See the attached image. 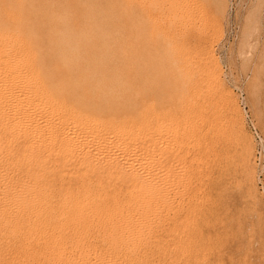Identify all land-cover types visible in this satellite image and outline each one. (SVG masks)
Segmentation results:
<instances>
[{"label":"bare ground","instance_id":"6f19581e","mask_svg":"<svg viewBox=\"0 0 264 264\" xmlns=\"http://www.w3.org/2000/svg\"><path fill=\"white\" fill-rule=\"evenodd\" d=\"M166 1L148 3L165 10ZM104 7L100 0L0 3V264H150L144 248L155 236L154 223L167 210L171 194L180 188L176 161L169 156L182 141L179 134L191 126L188 121L181 126L180 114L168 118L148 114L153 98L144 99L139 119L137 98L147 94V78L139 89L138 50L124 39L131 32L122 34L116 22L123 9ZM124 13L136 23L139 19L144 26L150 23L148 14L133 6ZM44 25L49 27L45 32L49 51L63 71L61 79L46 67L37 41L38 29ZM211 75L218 80L214 72ZM228 103L233 109L229 97ZM179 165L185 168L184 161ZM162 230L158 228L160 235Z\"/></svg>","mask_w":264,"mask_h":264},{"label":"rangeland","instance_id":"374dc122","mask_svg":"<svg viewBox=\"0 0 264 264\" xmlns=\"http://www.w3.org/2000/svg\"><path fill=\"white\" fill-rule=\"evenodd\" d=\"M100 1H102V7L123 9L124 12L127 6H133L138 13L148 14L147 16L150 18V23L144 26L140 19L136 23L133 16L125 14L122 10H119L120 14H116L119 19L116 22L119 23L121 33L123 30L122 34L124 35L131 32L129 37L124 39L138 50L137 82L139 89L143 85L142 80L147 78V94H140L137 98L139 119L142 118L141 110L144 99L148 101L153 98L151 107L147 109L148 114H158V116L166 118L170 117V114H176L177 117L180 114L178 118H180L181 126H187L186 121L191 126L187 128L186 133L179 134V140L182 141L177 143L174 155L169 156L171 161H176L174 167L175 169L178 167L176 172L181 177L180 188L177 194H171L167 210L164 211L160 219H157L159 223L156 221L154 223L153 235L156 237L152 236L155 238H151L149 246L144 248L149 253L148 257H151L148 258L149 263L264 264V0H181L182 2L167 0L164 2L167 7L165 10L163 9L165 7L159 5L151 8L148 0H140L141 3L138 0ZM3 2L6 0H0V3ZM117 2L118 5L123 2L120 4L123 5V8L114 4ZM144 6L145 9L147 8L146 10ZM185 11H189L190 14ZM154 12L157 15L152 16ZM167 16H169V20ZM125 18L128 19L127 23L122 22ZM152 18L155 19L154 22L161 21V23L155 24ZM182 19L186 21L185 24ZM108 23H104L102 27L111 24V22ZM121 25L124 26V29ZM48 29L47 25L39 27L37 41L42 47V53L44 52L46 67L53 68L54 78L61 79L64 76L63 71L58 68V62H55L53 53L49 51V40L45 33ZM178 29L180 30L178 31ZM162 34L165 36L163 37ZM135 36H138L137 40ZM163 39L165 40L163 41ZM184 39L188 43H185ZM169 42L172 48L169 44L168 47L167 43ZM178 45L180 46L178 47ZM176 47L177 49H175ZM189 49L195 50V52ZM187 50L188 52H186ZM197 50L200 51L199 54ZM176 51L178 52L176 53ZM122 53L123 56L127 55L124 45ZM188 53H193V56ZM194 55H199V59L198 56L195 59ZM124 62L125 59H123ZM177 62L182 65H177ZM209 62L211 63L209 64ZM47 65L53 66L48 67ZM199 67L201 69H198ZM200 70L202 73H196ZM212 72L217 75L218 80L214 75H211ZM193 73L195 74L193 75ZM215 87L216 89H214ZM204 96L205 98H203ZM228 97L233 102V109L228 103ZM147 101L145 102L148 103ZM244 105L262 136L263 156L259 160L256 154L258 143L246 121ZM208 119L209 121H207ZM222 123L223 125H221ZM240 130L243 135L239 132ZM203 134H205L204 138ZM188 137L189 140H187ZM183 161L185 168L182 169L179 164ZM191 169L195 171L192 172ZM193 177L196 178L192 180ZM196 182L198 183L196 184ZM193 183L194 185H192ZM184 195L188 200H185ZM175 208L178 209L175 210ZM215 209L216 211H214ZM179 211L181 212L179 213ZM169 218L172 219V222ZM158 228L160 232L162 229L164 230H162L163 234L160 235ZM159 237L160 240H158ZM170 246L172 247L170 248ZM181 248L183 249L181 250ZM151 249L153 250L151 251ZM170 252H173L172 255ZM151 253L152 255H150ZM174 254L175 256H173Z\"/></svg>","mask_w":264,"mask_h":264},{"label":"built area","instance_id":"2783aa9c","mask_svg":"<svg viewBox=\"0 0 264 264\" xmlns=\"http://www.w3.org/2000/svg\"><path fill=\"white\" fill-rule=\"evenodd\" d=\"M244 110H245V117L246 121L248 123V126L250 127L252 133L254 134L256 141H257V151L256 154L258 156V160L260 159L261 156H263V149L261 147V142H262V136L260 135L258 129L255 126V123L247 109V107L244 105Z\"/></svg>","mask_w":264,"mask_h":264}]
</instances>
